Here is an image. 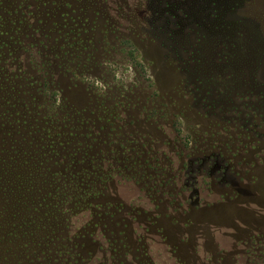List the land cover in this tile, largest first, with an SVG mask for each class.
Returning <instances> with one entry per match:
<instances>
[{"label":"rangeland","instance_id":"obj_1","mask_svg":"<svg viewBox=\"0 0 264 264\" xmlns=\"http://www.w3.org/2000/svg\"><path fill=\"white\" fill-rule=\"evenodd\" d=\"M0 264H264V0H0Z\"/></svg>","mask_w":264,"mask_h":264},{"label":"flooded vegetation","instance_id":"obj_2","mask_svg":"<svg viewBox=\"0 0 264 264\" xmlns=\"http://www.w3.org/2000/svg\"><path fill=\"white\" fill-rule=\"evenodd\" d=\"M2 69H4V66H2L1 68H0V72H2L3 73V70Z\"/></svg>","mask_w":264,"mask_h":264}]
</instances>
